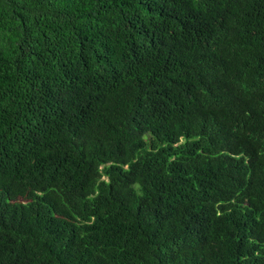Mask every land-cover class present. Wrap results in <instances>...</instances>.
I'll use <instances>...</instances> for the list:
<instances>
[{
	"label": "trees",
	"instance_id": "16d2710c",
	"mask_svg": "<svg viewBox=\"0 0 264 264\" xmlns=\"http://www.w3.org/2000/svg\"><path fill=\"white\" fill-rule=\"evenodd\" d=\"M0 264H264V0H0Z\"/></svg>",
	"mask_w": 264,
	"mask_h": 264
}]
</instances>
